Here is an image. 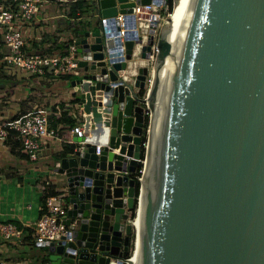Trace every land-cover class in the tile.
Instances as JSON below:
<instances>
[{
	"label": "water",
	"instance_id": "obj_1",
	"mask_svg": "<svg viewBox=\"0 0 264 264\" xmlns=\"http://www.w3.org/2000/svg\"><path fill=\"white\" fill-rule=\"evenodd\" d=\"M92 3L99 16L74 38L100 59V20L134 2ZM146 38L140 57L155 38L152 69L138 66L133 87L91 72L70 81L86 113L83 136L57 160L73 240L39 244L38 264L127 256L135 210L132 264H264V0H173L171 11L164 0ZM132 46L126 40L127 58ZM103 63L79 61L83 71ZM124 65L114 62L109 79ZM148 73L147 96L138 97Z\"/></svg>",
	"mask_w": 264,
	"mask_h": 264
},
{
	"label": "built area",
	"instance_id": "obj_2",
	"mask_svg": "<svg viewBox=\"0 0 264 264\" xmlns=\"http://www.w3.org/2000/svg\"><path fill=\"white\" fill-rule=\"evenodd\" d=\"M47 0H10L6 3L0 0V37L5 46V52L1 53L0 62L4 66L26 72L34 76H43L46 74L60 77L67 74H74L79 72L81 76L85 72H91L95 75V80H104L109 86H116L118 84L130 85L133 87L135 77L137 75L138 66H146L149 70L152 68L153 57L155 51V38L150 44L149 57H140V47L147 40L146 36L152 24L156 23V31L159 27V11L163 5L164 0H150L149 3H138L136 0H126V2H134L131 10L127 12H117L115 15L102 18L100 20L99 28L101 35L102 58L93 59L92 50L87 52H80L77 50L78 44L75 42V35L68 39L66 46L60 52H39L27 51L24 48V37L21 33L18 24L30 22L38 19V14L41 6ZM99 16L97 10L94 14ZM141 35V41L136 42L134 36ZM108 39H112L113 43L109 45ZM128 39L133 40L131 50V57L127 58L125 55V42ZM67 40V39H66ZM92 38H87V42H92ZM86 59L87 64L92 62L103 61V65H95L91 71H83L79 61ZM124 61L125 65L122 68L115 69L116 79H109V71L113 69L114 62ZM104 67L105 72L101 73L100 68ZM114 70V69H113ZM150 75V74H149ZM89 78L82 77V82L85 83ZM147 82L150 83L148 75L145 79L144 93L139 94L140 97L146 98ZM74 94L72 95V100ZM75 103L76 108L78 106ZM145 116H148V109L145 102H142ZM58 111V110H57ZM56 113L52 110H35L29 106L19 108L12 117L5 120H0V141H7L13 138L18 141L20 150L30 160H35L38 157V150L41 142L45 139L59 137L61 132V124L55 120ZM74 123L69 128L71 135L83 136V114L75 116ZM147 132V129L145 128ZM146 135L141 142V147L145 141ZM100 144H97V148ZM128 158V157H126ZM58 162H55L54 167L49 169V172L58 174ZM142 167V156L138 160V165L132 174L137 181V190H139V181ZM42 191V211L31 227V237L33 243L37 246L45 241H57L64 239L65 242L73 240L72 222L66 223L67 209L70 204L67 201V191L55 190V187L48 176H44L40 180ZM136 199L138 194L136 192ZM132 219L129 222L132 223ZM23 227L7 220L0 221V237L5 240H16L21 237ZM69 251L75 252V249L68 248ZM125 257V258H124ZM126 258L109 259V264H118L121 260L126 264Z\"/></svg>",
	"mask_w": 264,
	"mask_h": 264
},
{
	"label": "crops",
	"instance_id": "obj_3",
	"mask_svg": "<svg viewBox=\"0 0 264 264\" xmlns=\"http://www.w3.org/2000/svg\"><path fill=\"white\" fill-rule=\"evenodd\" d=\"M69 1L73 0H47L39 10L38 19L17 25L27 51L60 52L66 46L74 36L64 14ZM5 50L0 37V57ZM75 77L74 74L38 77L0 62V120L12 117L28 102L35 110L54 111V119L63 127L59 137L41 142L35 160L28 159L12 137L0 141V221L10 220L23 227L21 237L16 240L0 237V264H38L45 252L43 247H35L30 230L42 211L41 178L48 176L57 191L65 189L60 174L49 169L77 145L70 140L68 123L61 121L62 114L73 121L80 115L75 101H71L76 88L70 81Z\"/></svg>",
	"mask_w": 264,
	"mask_h": 264
},
{
	"label": "trees",
	"instance_id": "obj_4",
	"mask_svg": "<svg viewBox=\"0 0 264 264\" xmlns=\"http://www.w3.org/2000/svg\"><path fill=\"white\" fill-rule=\"evenodd\" d=\"M168 3H169V10L171 11L173 6V0H168ZM89 8H92L93 12L87 15V11L89 10ZM96 11H97V7H95L93 3L88 5L85 2V0H73L66 3L64 7V14L68 16L67 23L68 25H70L71 30L74 31L73 32L74 35L77 34L78 32L83 31L86 28L83 24L84 22H86L85 18L94 16ZM143 93H144V89H140L139 94L141 95ZM71 101H75V99ZM64 115L65 114H62L61 121L67 122L68 127L70 128V126L74 123V121L72 118H68Z\"/></svg>",
	"mask_w": 264,
	"mask_h": 264
},
{
	"label": "rangeland",
	"instance_id": "obj_5",
	"mask_svg": "<svg viewBox=\"0 0 264 264\" xmlns=\"http://www.w3.org/2000/svg\"><path fill=\"white\" fill-rule=\"evenodd\" d=\"M85 2L89 5V4L92 3V0H85ZM92 12H93L92 8H89V10L87 11V15L91 14ZM85 21L86 22L83 23L85 27H92L94 25L95 18L94 17H87V18H85ZM74 76H76L74 79L78 78L79 77V72H75L74 73ZM148 78H150L149 73H148ZM148 85H149V83L147 82V86L145 87V90H147ZM27 104H29V103L27 102ZM27 104L25 106H29L30 108H32L30 105H27ZM25 106H22L21 108H24ZM81 112H82L83 115L86 114L83 110ZM147 120H148V116L146 117V125H145V128L147 127ZM145 135H146V131H145ZM62 183H61V185H62ZM133 239H134V232L132 233V239H131V242H130V247H129L127 256L131 255V252H132V249H133ZM35 247H38V246H35Z\"/></svg>",
	"mask_w": 264,
	"mask_h": 264
},
{
	"label": "bare ground",
	"instance_id": "obj_6",
	"mask_svg": "<svg viewBox=\"0 0 264 264\" xmlns=\"http://www.w3.org/2000/svg\"><path fill=\"white\" fill-rule=\"evenodd\" d=\"M149 74H150V78H151V73H149ZM148 87H149V85H148ZM137 200H141L140 188H139V194H138ZM135 222H136V210H135L134 217L132 219L133 232H134V228H135ZM133 254H134V239H133V249H132L131 255H129V260H130L131 264H132V260H133Z\"/></svg>",
	"mask_w": 264,
	"mask_h": 264
},
{
	"label": "flooded vegetation",
	"instance_id": "obj_7",
	"mask_svg": "<svg viewBox=\"0 0 264 264\" xmlns=\"http://www.w3.org/2000/svg\"><path fill=\"white\" fill-rule=\"evenodd\" d=\"M137 96L140 97L139 94H137ZM137 102H139V101H137ZM139 103H140V102H139ZM129 247H130V243H129ZM129 247H128V250H129Z\"/></svg>",
	"mask_w": 264,
	"mask_h": 264
}]
</instances>
